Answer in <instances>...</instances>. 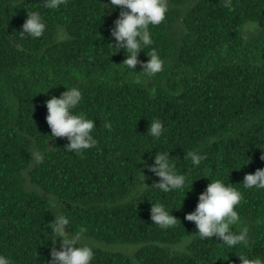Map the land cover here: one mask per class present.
<instances>
[{"label":"trees","instance_id":"obj_1","mask_svg":"<svg viewBox=\"0 0 264 264\" xmlns=\"http://www.w3.org/2000/svg\"><path fill=\"white\" fill-rule=\"evenodd\" d=\"M106 4L0 0V256L49 264L60 248L49 225L63 215L71 231L86 230L79 243L92 248L91 264L264 262V188L242 182L264 168V0H167L164 21L149 25L153 43L138 54L145 61L157 51L163 71L152 77L140 64L131 73L123 49L114 53L119 8ZM32 11L46 24L40 38L20 33ZM69 86L82 93L74 112L95 122L97 144L81 154L51 137L45 120L44 102ZM153 119L163 124L159 139L147 132ZM160 152L185 187L191 182L184 197L152 187L159 178L147 165ZM188 152L205 158L193 166ZM216 179L242 193L233 231L247 228L243 245L202 240L184 219ZM156 202L177 218L174 227L152 223Z\"/></svg>","mask_w":264,"mask_h":264},{"label":"clouds","instance_id":"obj_2","mask_svg":"<svg viewBox=\"0 0 264 264\" xmlns=\"http://www.w3.org/2000/svg\"><path fill=\"white\" fill-rule=\"evenodd\" d=\"M65 3L66 0H44V7L57 9ZM103 7H110L113 10L119 8V14L110 29L114 43L110 44L115 49L114 53L118 49L127 52L122 61L127 69L135 73L136 65L140 64L139 72L146 77L155 76L163 71V61L155 49L146 55L148 58L145 61L138 60V54L153 43L149 25L156 26L164 21L168 10L167 0H107ZM21 29L20 33L28 37L40 38L45 32L46 24L38 11H32L26 14ZM81 100V91L76 86H69L65 87L59 96H50L44 102L47 110L45 120L50 128L51 137L66 138L68 141L66 149L77 154L97 144L91 134L95 127L94 120L83 113L74 112ZM147 132L153 138L159 139L164 132L162 122L153 119L147 127ZM169 156L168 152L155 153L152 163L147 165L149 171L159 178L152 187L165 193L183 189L184 197L186 190H190L191 182L185 187V175L176 171V166L170 161ZM184 158L190 159L193 166H198L205 156L188 152ZM261 158L264 159V156L261 155ZM141 174L139 184L142 187L147 186L142 182L144 175L142 172ZM209 181L205 189L198 193L194 210L184 215L186 221L194 223L196 232L193 234L202 240L219 238V241L229 248L247 243L246 227L239 233L233 231V227L240 223L236 206L241 202L242 193L229 186L231 185L229 182L226 184L219 179ZM242 182L245 189L264 188V168H259L253 173H245ZM150 219L161 229L174 227L177 222V218L170 214V209L159 202L150 203ZM49 227L52 230L53 242L59 240L60 243L59 250L55 248L51 250L49 264H91L94 256L92 248L79 243L80 237L86 231L84 228L71 231L70 220L63 215H56ZM238 257L240 264H264L259 258L249 259L244 255ZM0 264H11V261L5 256H0Z\"/></svg>","mask_w":264,"mask_h":264}]
</instances>
